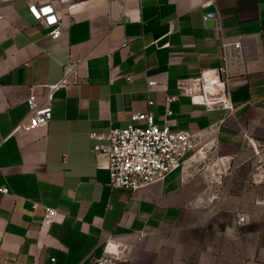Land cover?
<instances>
[{
	"label": "crops",
	"instance_id": "obj_1",
	"mask_svg": "<svg viewBox=\"0 0 264 264\" xmlns=\"http://www.w3.org/2000/svg\"><path fill=\"white\" fill-rule=\"evenodd\" d=\"M61 10L51 40L23 2L2 7L0 264H94L108 238L126 247L121 264H264V0H79ZM221 40L243 54L225 53L232 114L192 104L181 88L223 65ZM64 78L47 128L17 130L26 98L43 100ZM145 113L194 134L206 157L135 191L112 189L89 135ZM44 208L58 214L49 226Z\"/></svg>",
	"mask_w": 264,
	"mask_h": 264
},
{
	"label": "built area",
	"instance_id": "obj_2",
	"mask_svg": "<svg viewBox=\"0 0 264 264\" xmlns=\"http://www.w3.org/2000/svg\"><path fill=\"white\" fill-rule=\"evenodd\" d=\"M79 0H0V21L4 16L2 7L15 2H23L28 16L47 31L51 40L59 38L62 30L61 7H66L72 13L78 6ZM212 1L205 4L211 6ZM214 15L207 14L205 19H214ZM224 52L223 65L203 71L199 76L184 81L181 88L184 95L194 105L204 106L207 110L220 109L228 114L234 112L227 95L228 79L226 70V56L228 49L233 51V57L241 60L243 57L241 43L221 40ZM131 78H127L130 81ZM67 86L64 78L59 84L47 87V94L43 100H38L30 94L25 102L28 107L26 122L17 126V130L33 131L47 128L52 117L51 99L60 88ZM156 82L147 81L148 88H154ZM175 98H166L171 102ZM151 104L150 102L148 103ZM166 115L170 112L167 110ZM131 124L125 129L111 130L106 135L91 133L89 139L97 142L91 147L94 154H104L107 157L106 169L109 172V186L112 189H129L135 191L147 185L164 180L169 174L181 168L190 158L202 159L206 157L207 145L197 148L199 142L194 134L188 132L170 131L167 126L159 128L152 114H133ZM138 123H142L139 126ZM243 140L250 144V132H242ZM106 145H100V142ZM211 150V149H210ZM191 154V156H190ZM228 160H215L214 164L224 167ZM217 175V173H216ZM219 175V174H218ZM212 182V178H210ZM218 183V181H216ZM6 189L1 194H6ZM54 209L44 208L42 224L49 226L57 219ZM237 225L245 223L243 216H237ZM142 235V233H140ZM126 247L108 238L103 242L101 256L94 259V264H121Z\"/></svg>",
	"mask_w": 264,
	"mask_h": 264
},
{
	"label": "rangeland",
	"instance_id": "obj_3",
	"mask_svg": "<svg viewBox=\"0 0 264 264\" xmlns=\"http://www.w3.org/2000/svg\"><path fill=\"white\" fill-rule=\"evenodd\" d=\"M231 171L232 170L230 169V167L227 166V164L224 167H222V172L223 173H228L229 174ZM234 172H235V169H234Z\"/></svg>",
	"mask_w": 264,
	"mask_h": 264
}]
</instances>
